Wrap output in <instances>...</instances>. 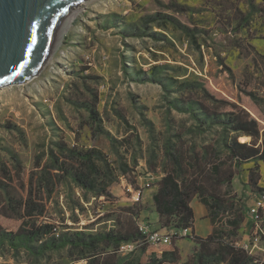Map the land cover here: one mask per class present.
Masks as SVG:
<instances>
[{
    "label": "rangeland",
    "instance_id": "374dc122",
    "mask_svg": "<svg viewBox=\"0 0 264 264\" xmlns=\"http://www.w3.org/2000/svg\"><path fill=\"white\" fill-rule=\"evenodd\" d=\"M155 15L169 18L166 25L161 19L147 23L161 39L136 33V29L144 30L142 19ZM155 67L164 68L158 72L163 78L201 81L253 116L259 111L264 117V0L82 2L63 20L55 48L41 72L26 83L0 88V160L11 162L14 155L29 173L38 160L47 161L49 150L56 149L57 142L101 151L115 172L114 182L107 189L109 196L96 199L76 189L69 197L68 191L61 189L50 205L48 220L56 223L59 234H98L135 219L152 231L172 236L179 249L178 264H184L197 246L186 237L174 240L180 233L176 228L161 227L153 195L164 176L167 144L171 141L186 152L192 148L199 151L211 137L190 132L194 125L191 116L170 103L182 92L169 93L153 82L148 72ZM139 70L147 71L150 80L140 81L136 75ZM240 85L254 92L256 99L241 94ZM194 98L213 108L201 95ZM84 103L96 105L101 130L93 124ZM262 128L259 143L264 141V122ZM239 140L252 141L249 137ZM150 160L157 163L156 173L150 169ZM122 163L129 166L128 175L120 170ZM252 168L260 175L259 187L264 189L263 162L242 166L230 189V196L244 205V223L237 236L229 238L239 248L252 234L249 208L261 193L249 186ZM135 188L141 190L138 202L134 200ZM73 200L85 211L81 212ZM230 217V213H223L222 223L215 227L229 232L226 223ZM0 224L16 230L20 222L0 216ZM173 243L168 247L153 245V250L160 253L172 249ZM260 246L264 247V241ZM0 264L36 263L24 252L17 256L13 251L0 250ZM40 264L86 262L71 263L62 253Z\"/></svg>",
    "mask_w": 264,
    "mask_h": 264
},
{
    "label": "trees",
    "instance_id": "16d2710c",
    "mask_svg": "<svg viewBox=\"0 0 264 264\" xmlns=\"http://www.w3.org/2000/svg\"><path fill=\"white\" fill-rule=\"evenodd\" d=\"M167 16H147L141 20L144 30L136 29L141 37L152 35L147 23L164 21ZM189 33H193L186 28ZM164 68L155 67L148 73L151 80L160 83L167 92H182L180 98L170 101L180 113L189 114L194 121L191 133L210 136L211 140L202 145L201 150L192 148L186 152L177 143L169 142L166 147L167 161L163 165L164 176L158 183L153 202L162 228L172 227L178 231L189 229V237L197 248L192 258L184 264H255L254 259L244 249L236 247L233 240L244 223V205L231 194V186L246 164L264 163V141L262 137V113L253 116L239 104L230 102L213 93L201 81L178 82L173 78H163L158 73ZM147 71H136L140 81L150 80ZM241 94L256 99L254 92L240 85ZM176 88V89H175ZM201 95L213 108H208L194 96ZM249 99V100H250ZM90 111V119L98 130L102 129L96 105L84 103ZM100 123V125H97ZM178 136L182 139V136ZM241 137L252 139L250 143L241 142ZM181 141V140H180ZM50 149L45 163L38 160L29 173L20 159L12 156L11 162L0 160V216L20 222L16 230H8L0 224V250H10L18 256L22 252L40 264L51 260L55 254L66 253L71 263L85 261L86 264H178L179 249L173 243L172 249L158 253L139 229V221L121 224L119 229L98 234L82 231L72 233L57 232L58 226L48 220L50 205L60 195L61 189L74 195L76 189L86 192L93 198L109 196L107 191L114 182V170L107 163L103 153L97 149L84 150L70 146L67 142L56 143ZM152 154H155L153 151ZM151 156L155 158L154 155ZM120 170L129 174V166L122 163ZM150 169L156 173V161L150 160ZM260 175L252 168L249 186L254 192H262L259 187ZM227 189V190H226ZM135 190H139L135 188ZM199 198L207 207L214 231L206 238L194 234L195 213L192 202ZM75 203L76 201L73 200ZM77 203V202H76ZM84 212L85 209L77 203ZM134 210V208H133ZM132 210V211H133ZM230 213L227 221L229 232L217 229L222 223L221 215ZM140 215V212L136 214ZM75 220H77L75 218ZM174 236V240L178 239ZM137 243L135 253L123 255V244ZM168 247V246H163Z\"/></svg>",
    "mask_w": 264,
    "mask_h": 264
},
{
    "label": "water",
    "instance_id": "95a60500",
    "mask_svg": "<svg viewBox=\"0 0 264 264\" xmlns=\"http://www.w3.org/2000/svg\"><path fill=\"white\" fill-rule=\"evenodd\" d=\"M86 0H0V88L37 76L55 48L58 30Z\"/></svg>",
    "mask_w": 264,
    "mask_h": 264
},
{
    "label": "built area",
    "instance_id": "2783aa9c",
    "mask_svg": "<svg viewBox=\"0 0 264 264\" xmlns=\"http://www.w3.org/2000/svg\"><path fill=\"white\" fill-rule=\"evenodd\" d=\"M141 197V190L135 192L134 200L138 202ZM249 215L253 221V231L248 239L240 248L244 249L254 259L255 264H264V247L260 244L264 241V191L253 199V205L249 208ZM139 229L145 240L151 245L171 246L173 237L165 235L160 231H152L149 226L139 222ZM192 231L189 229L182 230L179 237H189ZM137 243L123 244L120 247V253L129 255L137 251Z\"/></svg>",
    "mask_w": 264,
    "mask_h": 264
},
{
    "label": "crops",
    "instance_id": "0c3cea01",
    "mask_svg": "<svg viewBox=\"0 0 264 264\" xmlns=\"http://www.w3.org/2000/svg\"><path fill=\"white\" fill-rule=\"evenodd\" d=\"M192 208L195 213L194 234L206 238L214 231V225L209 218L207 207L201 201H193Z\"/></svg>",
    "mask_w": 264,
    "mask_h": 264
}]
</instances>
